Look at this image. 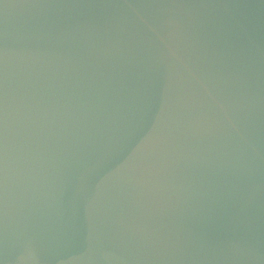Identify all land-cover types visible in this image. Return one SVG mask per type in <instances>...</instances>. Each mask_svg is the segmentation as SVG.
Returning a JSON list of instances; mask_svg holds the SVG:
<instances>
[{
    "label": "water",
    "instance_id": "water-1",
    "mask_svg": "<svg viewBox=\"0 0 264 264\" xmlns=\"http://www.w3.org/2000/svg\"><path fill=\"white\" fill-rule=\"evenodd\" d=\"M0 264H264V0H0Z\"/></svg>",
    "mask_w": 264,
    "mask_h": 264
}]
</instances>
